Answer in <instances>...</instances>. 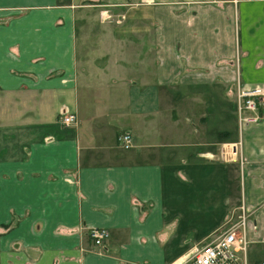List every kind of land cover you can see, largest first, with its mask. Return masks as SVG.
Returning <instances> with one entry per match:
<instances>
[{"label": "crops", "instance_id": "1", "mask_svg": "<svg viewBox=\"0 0 264 264\" xmlns=\"http://www.w3.org/2000/svg\"><path fill=\"white\" fill-rule=\"evenodd\" d=\"M85 6L138 8L153 33L101 107L76 85ZM239 85L264 90V0H0V264H181L242 206L264 235V104L236 138L211 126ZM63 105L88 116L67 127ZM240 140L243 164L215 160Z\"/></svg>", "mask_w": 264, "mask_h": 264}, {"label": "rangeland", "instance_id": "2", "mask_svg": "<svg viewBox=\"0 0 264 264\" xmlns=\"http://www.w3.org/2000/svg\"><path fill=\"white\" fill-rule=\"evenodd\" d=\"M79 10H82V12L77 16L74 28V51L78 77L76 82L77 89L78 91L87 89L94 97L96 95L94 93L96 92L97 98L93 100L99 107L106 106L109 100H116L109 99V94L112 91H121L120 89L124 85L122 79L117 78V75H125V70L132 68V66L128 65V60L152 57L150 48L153 47V33L151 30H145L146 32L142 31L145 24L151 25V23L149 20H143L142 11L138 8H123L122 10L119 9L112 12V10L102 11L101 8L98 9L96 6H85ZM95 10L97 11L95 12ZM123 70L125 72H122ZM81 73L84 75L83 81H79V75ZM50 75L61 77L63 71L58 70ZM5 100L7 98H4L3 101ZM26 100H30V97L27 96ZM224 106L228 110V106ZM230 107L231 109L234 108L233 105H230ZM71 108L75 112L79 122L81 116H88V113H80L77 106ZM236 123V130H234L233 126ZM76 125L73 127H76ZM211 126L214 128L222 126L232 128L234 138L239 136L238 132H241L237 114L231 113V110L228 118L226 119L225 117L221 124L217 119H211ZM124 132L126 131H121L118 137ZM223 146L224 144H222L221 148L219 146L216 148L215 160L222 163L233 162V160H225L222 157ZM240 181L242 182L241 177ZM238 211L240 213L234 211L235 214L231 217L230 221L225 222V225L229 226L232 222L238 220L241 214V208ZM253 217V214H250V245L248 256L253 263L264 264V235L257 233L256 226H253L255 224Z\"/></svg>", "mask_w": 264, "mask_h": 264}, {"label": "built area", "instance_id": "3", "mask_svg": "<svg viewBox=\"0 0 264 264\" xmlns=\"http://www.w3.org/2000/svg\"><path fill=\"white\" fill-rule=\"evenodd\" d=\"M264 104V90L258 86L237 88L236 92V114L239 128L242 130L245 124L256 123L262 118L261 109ZM62 123L71 127L77 124L78 119L74 111L67 105L60 108ZM118 142L124 149L133 146V135L126 131L119 135ZM222 157L225 160L239 161L244 163L242 157L241 140L234 143H224ZM250 214L244 206L238 220L232 222L223 230V233L214 241L197 248L191 257L181 264H260L250 261ZM253 226H256L253 224ZM89 238L94 247L104 250L110 233L106 228L93 227L88 231Z\"/></svg>", "mask_w": 264, "mask_h": 264}, {"label": "bare ground", "instance_id": "4", "mask_svg": "<svg viewBox=\"0 0 264 264\" xmlns=\"http://www.w3.org/2000/svg\"><path fill=\"white\" fill-rule=\"evenodd\" d=\"M182 260H183V259H182ZM182 260L177 261L175 264L180 263V261H182ZM184 260H185V258H184Z\"/></svg>", "mask_w": 264, "mask_h": 264}]
</instances>
